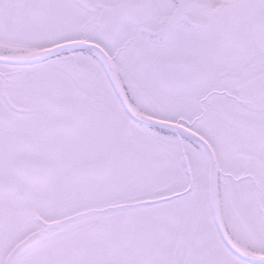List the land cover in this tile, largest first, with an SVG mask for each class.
Returning <instances> with one entry per match:
<instances>
[{
  "label": "snow or ice",
  "instance_id": "1",
  "mask_svg": "<svg viewBox=\"0 0 264 264\" xmlns=\"http://www.w3.org/2000/svg\"><path fill=\"white\" fill-rule=\"evenodd\" d=\"M0 264H264V0H0Z\"/></svg>",
  "mask_w": 264,
  "mask_h": 264
}]
</instances>
